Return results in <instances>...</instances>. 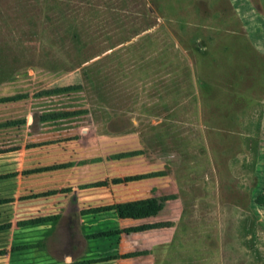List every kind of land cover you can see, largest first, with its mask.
<instances>
[{
	"label": "rangeland",
	"instance_id": "obj_1",
	"mask_svg": "<svg viewBox=\"0 0 264 264\" xmlns=\"http://www.w3.org/2000/svg\"><path fill=\"white\" fill-rule=\"evenodd\" d=\"M12 78L74 86L99 146H147L173 176L164 247L113 264H264V0H0Z\"/></svg>",
	"mask_w": 264,
	"mask_h": 264
},
{
	"label": "crops",
	"instance_id": "obj_2",
	"mask_svg": "<svg viewBox=\"0 0 264 264\" xmlns=\"http://www.w3.org/2000/svg\"><path fill=\"white\" fill-rule=\"evenodd\" d=\"M29 81L0 80V264H113L162 249L160 215L174 203L149 218L120 209L163 197L173 176L160 164L149 175L147 146H116L110 136L99 146L92 111L63 93L74 86L57 80L36 91ZM149 221L155 227L142 230Z\"/></svg>",
	"mask_w": 264,
	"mask_h": 264
},
{
	"label": "trees",
	"instance_id": "obj_3",
	"mask_svg": "<svg viewBox=\"0 0 264 264\" xmlns=\"http://www.w3.org/2000/svg\"><path fill=\"white\" fill-rule=\"evenodd\" d=\"M87 61L83 62L85 64ZM107 65V61H103ZM120 75L122 74L119 72ZM158 202L153 200V201H148V202H142V203H135V204H129L126 206H122L120 210L121 211V216L125 217H140V218H146L155 215L158 213V211L161 210V206L157 204ZM124 210L126 211L125 215H123ZM146 230V229H142Z\"/></svg>",
	"mask_w": 264,
	"mask_h": 264
}]
</instances>
